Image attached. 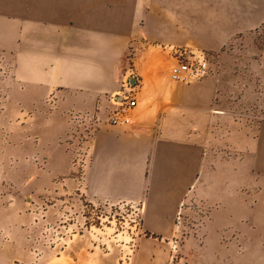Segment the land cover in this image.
<instances>
[{
	"label": "crops",
	"instance_id": "0c3cea01",
	"mask_svg": "<svg viewBox=\"0 0 264 264\" xmlns=\"http://www.w3.org/2000/svg\"><path fill=\"white\" fill-rule=\"evenodd\" d=\"M138 1L116 2L122 15L111 16L112 27L106 22L102 28L98 10L85 8L74 25L64 28L42 16L35 22L30 18L24 38L13 41L14 55L19 56L13 103L20 112H34L29 128L37 138L35 143L14 144L13 149L20 152L14 160L25 167L14 166L13 174L28 176L21 190L31 205L44 202L48 223L66 211L69 222L60 264L264 263V129L256 138L243 131L231 135L232 143L246 152L241 161L201 156L204 146L223 142L221 132L220 141L214 139L213 125L236 126L230 104L246 103L254 99V93L228 89L215 103L217 112L210 113L213 90L209 84H171L168 75L151 63L141 76L135 74L140 86L131 124L113 126L105 121L107 103L101 100L99 105V99L118 92L126 79L132 80L124 67L123 35L133 27ZM186 2L152 0L147 21L156 28L162 22L168 24L159 13L166 8L177 11ZM37 4L46 7L57 0ZM76 4L79 0H67L63 6ZM4 8L12 10L10 5ZM209 14L210 29L223 39L230 38L234 32H251L264 23V0H206ZM26 53L27 59L22 60ZM247 59L258 63L263 58ZM225 71L230 74L229 67ZM51 93L56 105L42 103ZM100 106L99 120L86 121L78 129L79 137L84 125L93 127L82 143L86 165L79 177L70 167L66 139L74 130L65 113H93ZM22 148L44 155L45 166L39 169L29 162L27 168ZM193 183L196 195L209 208L205 238L199 243L190 237L178 246L174 217ZM101 203L138 210V222L127 238L119 241L114 235L103 240L94 225L84 227L85 207ZM22 207L20 201L5 205L0 198V264L26 263L33 257L23 227L33 216ZM232 232L237 233V241H229Z\"/></svg>",
	"mask_w": 264,
	"mask_h": 264
},
{
	"label": "rangeland",
	"instance_id": "374dc122",
	"mask_svg": "<svg viewBox=\"0 0 264 264\" xmlns=\"http://www.w3.org/2000/svg\"><path fill=\"white\" fill-rule=\"evenodd\" d=\"M42 1L0 0V198L5 205L20 201L24 204L22 211H27L33 216L31 221L23 226L26 230V247L33 253V257L26 263L16 261L14 264H46V262L60 264V247L64 231L68 228L69 218L64 214L65 211L59 220L48 223L46 221L47 207L44 202L31 205V201L26 200L27 195H24L25 192L21 190L22 180L28 176L13 174L14 166H21V169L25 167V163L19 164L14 160L15 155L17 157L20 155L18 149H13L14 144H24L29 140L34 143L37 141L34 132H31L29 128V116L34 112L27 109L20 112L13 103L14 84L18 86L14 69L17 70V77L19 69V56L18 52L14 55L13 41L20 37L24 38L30 18L35 22L38 16H42L48 19V23L56 22L60 28H64L74 25L75 18L81 16L85 8L98 10L102 28L105 27L106 22L112 27L111 16L120 18L122 15V9L120 7L118 9L115 3L127 0H79L80 4L72 8L63 6L67 0H57V4L51 6H38L37 3L42 4ZM138 2L140 3L137 7L138 15L134 19L133 27L123 35L125 69L132 77H136L135 74L141 76L144 71L149 70L153 63V67H159L169 77V69L174 61L170 50L173 47L171 45L175 44L178 46L174 47L185 48L190 56H204L208 61L210 71L208 76L199 80L183 83L169 79L170 83L209 84L213 90L210 113L217 112L214 111L218 109L215 103L221 102L222 94L228 89L237 88L238 92L242 93L247 89L254 93V99H248L246 103L230 104L234 110L232 117L237 122L235 127H222L217 124L212 126L214 139L219 142L221 132L223 142L206 145L201 150L202 157H213L225 162L243 160L246 152L232 143L230 137L233 133L243 131L244 134L256 138L264 129V23L254 31L234 32L230 38L223 39L218 36V32L210 29L211 15H206V0H187L185 6L182 4L177 11L166 8L163 13L160 12L159 16L164 15V19L169 23L163 24L162 22L156 28L147 21L152 0H139ZM5 5L12 6V10L5 9ZM106 14L109 15V20H105ZM27 56L26 53L22 60L27 59ZM248 57H262L263 59L256 63L248 60ZM227 67H229L230 74L225 71ZM25 70H27V64L24 63V76L27 74ZM20 83L24 91L23 78ZM42 103L56 105L54 93L43 99ZM100 114L99 107L93 113L73 111L65 113L72 122V128H70L74 130L71 132L72 135L66 139L71 153L70 167L72 172L79 177L83 176L82 170L86 165L85 154L81 149L82 143L91 135L93 127L84 125L82 128L84 133L80 131L79 137L77 136L78 129L86 121L99 120ZM22 153H26L27 168H29V162L39 169L45 166L44 155L30 154L24 148H22ZM199 178L200 174H197V180ZM195 187L196 183H193L191 190L186 192L182 205L178 206L175 213L176 237L174 240L178 246L190 237L195 238L199 243H203L205 238L204 230L209 208L198 198ZM137 212L136 208L127 205L109 206L101 203L93 208L85 207L84 227L94 225L98 228V236L103 240L116 235V239L121 241L127 238L131 226L136 221L138 222ZM237 238V233L232 232L229 241L233 239L237 241Z\"/></svg>",
	"mask_w": 264,
	"mask_h": 264
},
{
	"label": "built area",
	"instance_id": "2783aa9c",
	"mask_svg": "<svg viewBox=\"0 0 264 264\" xmlns=\"http://www.w3.org/2000/svg\"><path fill=\"white\" fill-rule=\"evenodd\" d=\"M173 63L169 69V78L175 82L189 83L205 78L209 74L208 61L204 56H190L185 48L171 47ZM140 86L137 77L126 79L118 92L105 95L99 99L105 101V121L113 126H128L132 122L136 107V92ZM101 109V107H99ZM182 205V201L179 206Z\"/></svg>",
	"mask_w": 264,
	"mask_h": 264
}]
</instances>
